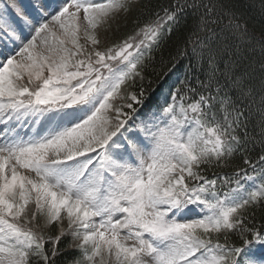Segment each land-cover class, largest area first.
Here are the masks:
<instances>
[{"label": "snow or ice", "instance_id": "snow-or-ice-1", "mask_svg": "<svg viewBox=\"0 0 264 264\" xmlns=\"http://www.w3.org/2000/svg\"><path fill=\"white\" fill-rule=\"evenodd\" d=\"M49 7L40 5L51 19L39 27L23 0L0 7V264H56L66 235L78 252L67 264H264V226H246L245 215L264 209V154L260 171L245 172L244 183L237 175L227 191L201 174L202 165H227L248 150L250 125L264 146V59L257 92L228 43L252 39L244 16L224 0H172L99 50L98 29L129 12L130 0ZM173 36L170 72L185 56L210 71L198 87L187 76L170 86L171 102L145 114L142 135H125L133 103L146 106L148 97L122 89L143 81ZM17 42L18 51L8 47ZM257 43L264 56V34ZM28 120L27 139L9 126ZM38 217L43 227L60 224V235L46 238ZM237 234L239 243L230 239Z\"/></svg>", "mask_w": 264, "mask_h": 264}, {"label": "trees", "instance_id": "trees-1", "mask_svg": "<svg viewBox=\"0 0 264 264\" xmlns=\"http://www.w3.org/2000/svg\"><path fill=\"white\" fill-rule=\"evenodd\" d=\"M171 2L172 0L133 1L131 10L124 13L122 19L114 27L115 29L110 35L111 39L116 41L120 39V37L132 35L141 25L152 18L153 12L156 9L161 5H167ZM224 2L230 7H234L248 22L249 36L252 39L248 41L229 38L228 43L230 45V50L234 53L233 59L239 64V71H247L249 73L248 79L251 86L259 92L262 80L260 63L261 60L264 59V56H262L257 42L261 35L264 34V0H224ZM189 23H192L191 19ZM117 27L119 28L118 30H116ZM177 42V36H173L172 39L164 45L163 57L161 58L160 54H156L155 59L149 63L143 81L137 80L135 86L132 84L130 85L132 92H136L137 94H139L141 88H143L145 95L148 97L147 104L152 102L151 93L162 95V91L168 85V82H170L173 72L179 73L181 80L187 76L188 81L193 86L198 87L197 80L205 79L210 71L206 62L198 64L194 59H191L190 56H185L180 58L179 66L174 71L170 72L169 69L172 68L170 55L176 54ZM221 67H223L222 64ZM249 132L255 139L249 141L248 150L234 153L227 165L217 166L215 163L211 165H202L201 174L207 178H215L221 181L228 177L233 181L237 178V175H245V172L252 173L253 167H255L256 172H259L262 167L259 163V156L264 154V146L259 143L258 127L250 125ZM245 158L249 159L251 163L245 164ZM245 215L248 216L246 226L254 225L257 228L264 226V209L257 208L254 212L252 209H249ZM36 222L41 225L43 235L46 238L52 237L54 239L60 235V224L54 223L49 227H43V220L42 218L40 219V217L37 218ZM63 227H67V222H65V220L63 221ZM230 239L239 243L238 234L232 236ZM72 243V237L68 235L63 236L59 240L56 247L63 254L55 258L56 264H67L72 257L78 255V252L69 247ZM45 248L50 253L53 244L47 242ZM33 264H36L35 258H33Z\"/></svg>", "mask_w": 264, "mask_h": 264}, {"label": "rangeland", "instance_id": "rangeland-1", "mask_svg": "<svg viewBox=\"0 0 264 264\" xmlns=\"http://www.w3.org/2000/svg\"><path fill=\"white\" fill-rule=\"evenodd\" d=\"M0 1H3V0H0ZM4 2L3 1L1 4H0V7H3L4 6ZM60 0H52L50 2H48V0H23V4L27 7L28 11L32 13V15L34 17H36V19L39 21V23L36 25L37 27H39V24L40 23H44V22H47V21H50L51 19V16L50 15H45L43 11H41L42 14H44V18L42 20H39L38 16L40 17L41 14L37 15L36 16V13H35V9L36 10H39L40 9V5L41 4H48L50 5V7L47 9V11L49 13H53L54 14V9L56 7V4L59 3ZM97 2H101V0H97ZM123 12L120 13L119 15H117L111 22H110V27L109 26H104V27H101L100 29H98V33H99V37H100V44H99V50H104L110 46H112L113 44H116V43H119L121 41H123L125 38L121 39L122 37H120V39H117L116 41L112 40L110 35L113 33L114 31V27L119 23V21L122 19L123 17ZM81 16H83V13H81ZM47 17V18H46ZM46 18V19H45ZM107 28V30H105ZM119 28L117 27L116 30H118ZM26 31H24V35L25 37H27V39H31V37L33 35H35V32L29 28H25ZM26 42V41H25ZM38 43H39V38H38ZM80 43L84 44L85 47L91 51L92 49V46L84 39V35H83V28L81 30V33H80ZM19 42L16 43V45H13V44H9L8 47L9 48H16V50L18 51V47H19ZM71 45H69L70 47ZM0 59H2V57H0ZM26 80V78H25ZM123 91V89H122ZM118 102V101H117ZM154 112V111H153ZM10 123H13V127L16 128V130L22 135L24 136L25 139L28 138V136L32 135L33 134V125L31 124L30 120L28 121H24L23 123H18V122H10ZM162 126V125H161ZM3 127V128H2ZM2 128V129H1ZM0 139L3 138V136L5 135V129H6V126L4 124H0ZM36 130L39 131V126H36ZM126 135L128 136H131L133 134H139V135H142V133H140V130H135V128H130L128 132L125 133ZM244 179L242 178L241 179V183H244ZM33 207L34 206H29V215H31V211L33 210ZM41 219V218H40ZM98 219V218H97ZM65 222L66 219H65Z\"/></svg>", "mask_w": 264, "mask_h": 264}]
</instances>
